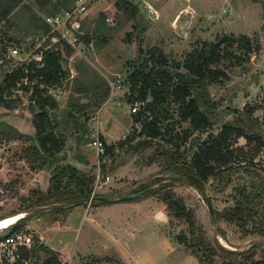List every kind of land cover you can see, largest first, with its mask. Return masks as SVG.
Listing matches in <instances>:
<instances>
[{
  "label": "rangeland",
  "instance_id": "1",
  "mask_svg": "<svg viewBox=\"0 0 264 264\" xmlns=\"http://www.w3.org/2000/svg\"><path fill=\"white\" fill-rule=\"evenodd\" d=\"M116 1L102 0L95 4L81 21L83 33L92 42L87 60L75 55L73 50L69 55L63 51V68L68 74L70 70H75V75H69L60 86L49 92L57 103L55 109L49 110V114L64 141V148L57 158L61 165L73 166L93 175L100 165L103 176L110 178L97 191L100 196L117 198L132 191L138 192L154 179H162L155 186L172 182V191L194 213L196 225L204 230L206 239L212 242L216 239L222 247L232 251L249 248L258 238L243 237L240 228L227 223L220 215L234 206L236 187L245 182L246 174H234L228 185L218 177H212L205 185L204 194L183 180H167L172 177L166 168L167 157H159L157 153L174 151V144L167 142L170 140L169 131L164 134V140L157 139L140 151L133 147L144 136L138 135L142 124L133 122L130 103L127 101V79L134 70L133 64L145 58L149 49L158 48L171 62L182 63L194 48L205 41L214 42L223 35L248 36L260 44V50L251 54L240 66H232L233 61H226L224 67L229 79L209 87L210 98L217 104L216 112L221 114L220 121L209 132L216 134L221 124L233 120L234 114L243 111L246 106L256 107L253 117L264 130V0H159L156 7L161 17L152 22L145 19V10L139 0H132L139 8L132 19L115 7ZM60 4V1L51 0V3L40 8L38 0H26L10 15L8 21L0 23V53L4 46L6 51L4 59L0 61V83L6 71L22 64L21 60L30 61L35 50L44 46V35L31 24L33 15L42 20L51 12L62 11ZM185 22L186 28L182 30L181 26ZM9 38L18 43L8 41ZM13 48L19 51L15 57L10 53ZM106 90L108 96L101 103L100 98ZM27 96L22 91L13 93V99L21 100V105L14 111L0 106V220L15 213H36L22 222L17 231L30 233L33 241L40 233L46 241L52 240L48 243L51 247L56 246L54 240L61 244L67 242L65 260L71 252L75 257L65 264H85L92 259L106 260L112 264H202L176 240L181 231L187 232V225L182 220H170L167 216L166 225L163 219L165 206L155 196L148 201H145L148 198H137L143 203L142 212L145 216L141 217L138 211L132 214L131 220L136 225L132 234L124 240L121 232L118 244L112 246H109L110 242L105 236L97 238V233L90 231L95 228L86 219L87 213L89 211L92 216L97 204L81 205L60 213H51L31 205L34 192L47 191L52 173L47 169H31L32 165L22 157V149L28 143L19 135L34 134V114ZM165 108L175 118L173 108ZM229 108L234 112L227 113L225 109ZM174 118L165 119L163 126L167 124V128H170ZM188 126L187 123L175 125L174 134L182 136L181 131ZM13 131L17 134L14 135ZM95 131H99L100 139L105 144L114 146L113 153L102 159L90 146ZM207 135L194 132L185 143L177 142L187 161ZM128 136H134L132 143L122 145ZM233 146L248 149L249 145L240 138ZM254 163L256 170L264 173V149L255 157ZM204 197L214 212V226ZM137 199L131 202H137ZM77 210L83 213L86 210V214L75 215L70 219L69 225L75 230L65 238L61 237L57 224L63 223L65 215ZM113 215L119 217L120 213L115 212ZM52 224L56 226L52 228ZM112 227L109 226L110 229ZM3 232L1 230L0 234ZM38 242L43 244L39 238ZM123 247H128L131 253H125ZM79 257L82 260L79 261ZM0 264L6 263L3 260Z\"/></svg>",
  "mask_w": 264,
  "mask_h": 264
},
{
  "label": "trees",
  "instance_id": "2",
  "mask_svg": "<svg viewBox=\"0 0 264 264\" xmlns=\"http://www.w3.org/2000/svg\"><path fill=\"white\" fill-rule=\"evenodd\" d=\"M25 1L0 0V23L8 21L10 15ZM59 1L61 9H70L74 5V0H57V3ZM49 3L51 0H38L40 8ZM115 7L128 19L134 18L139 9L132 0H117ZM31 24L40 30L42 35L49 32L44 18L41 20L35 14ZM82 38L85 41L90 40L87 35ZM129 38L128 35V41ZM8 41L18 43L13 38H9ZM44 46L34 52V55L41 56L40 61L31 59L4 73L0 83V106L14 111L21 105V100L13 99V93L22 91L24 96L28 95L27 100L34 114L32 120L34 134L19 135L28 143L27 147L22 149V157L32 165L31 169H47L52 173L47 191L34 192L31 205L41 209L51 208V213H60L62 211L56 209L58 206H69L78 202L87 205L85 201L90 198L94 175L81 172L73 166L61 165L57 158L64 148V141L49 114V110L57 106L56 100L49 92L68 79L69 74L62 65L65 60L63 51H66L67 55L72 51L61 43L49 48ZM259 50L260 44L245 35H223L214 42L205 41L194 48L182 63L171 62L160 49L153 48L147 51L145 58L138 64H133L134 70L127 79L128 103L145 102L144 110L133 115V122L142 124L138 135L144 136L133 146L137 151L157 139L164 140V134L169 131L170 140L167 142L174 144L175 149L171 153L160 151L157 153L158 156L167 157L166 168L172 177H178L202 194L206 183L212 177H218L228 185L233 175L238 172L247 176L245 182L236 187L234 206L220 214L227 223L240 228L243 237L258 238V241L243 251L228 250L216 239L213 242L206 239L204 230L196 225L194 213L187 209L183 200L172 191L170 187L172 182L155 186L162 182V179H154L140 190L146 192L138 199L157 197L164 204L170 220L172 218L182 220L187 225V232L181 231L176 240L202 264H264V173L256 170L254 163L255 157L264 149V130L253 117L256 107L246 106L243 111L234 114L233 120L221 124L216 134L209 132L220 121L221 116L220 112H216L217 104L210 98V85L222 84L229 79L224 67L226 61H233L232 66H240L251 54ZM5 52L4 46L0 53V61L4 59ZM107 96L108 90L104 91L100 102L103 103ZM166 106L173 108L175 118L168 113ZM225 111L234 112L231 108ZM169 118L174 120L171 122L172 126L167 128V124L163 126V122ZM183 123L189 126L181 131L182 136L174 134V126ZM162 127L165 128L164 131ZM13 132L14 135L17 134ZM194 132L208 135L196 146V150L187 161L177 142L185 143ZM240 138L249 145L248 149L233 146ZM132 139L134 136H128L121 144L132 143ZM103 144L105 156L111 155L114 146L104 142ZM130 146L132 145H128ZM101 172L103 173L102 167ZM95 198L91 204H106ZM22 224L17 225L14 231L19 230ZM38 243V238L35 237L30 249L20 248L19 258L14 264H20L21 258L30 260L31 264H63L57 252ZM85 264L112 263L92 259Z\"/></svg>",
  "mask_w": 264,
  "mask_h": 264
},
{
  "label": "built area",
  "instance_id": "3",
  "mask_svg": "<svg viewBox=\"0 0 264 264\" xmlns=\"http://www.w3.org/2000/svg\"><path fill=\"white\" fill-rule=\"evenodd\" d=\"M102 0H74V5L70 9H63L58 13L47 15L44 17V22L49 27V32L44 35L43 42L46 45L44 48H49L56 44L61 43L62 46H68L76 54L81 56L83 59L87 60L90 57V49L92 42L85 41L82 37L85 34L81 28V21H83L89 14L92 7L101 2ZM142 4L146 19L149 22L156 21L160 19L161 14L158 10L159 0H139ZM188 2L189 0H184ZM179 17V16H178ZM178 19V18H177ZM13 57L17 56L19 51L17 48L10 50ZM74 55V56H75ZM33 60L40 61L41 56H32ZM26 62V60H21ZM70 77L75 75V70H70ZM145 108V102L135 101L130 104L131 114H138ZM96 134L93 140L90 142V146L96 150L97 157L101 159L105 157V146L100 139L99 131H95ZM110 178L108 176H103L101 172V167L98 165L96 168V173L94 174V180L91 185V195L88 199L87 205H89L92 200L97 197L98 190L102 188ZM33 245V238L30 233L23 231H14L7 237L0 240V263L3 260L6 264H14L18 260V250L20 248L30 249ZM20 264H30V260L19 259Z\"/></svg>",
  "mask_w": 264,
  "mask_h": 264
},
{
  "label": "crops",
  "instance_id": "4",
  "mask_svg": "<svg viewBox=\"0 0 264 264\" xmlns=\"http://www.w3.org/2000/svg\"><path fill=\"white\" fill-rule=\"evenodd\" d=\"M112 198H115V197H112ZM150 199L151 198H148L145 201H148ZM95 208H96L95 213L92 214V216L89 214V211L87 213L88 216L86 215L87 216L86 219L89 220V222L91 223V226L95 228V229H91L90 231L92 233L95 232V234L97 233V238L100 236H105L106 239L110 242L109 246L118 244V241L120 240L118 239V237L121 232H123L124 240L130 237V234H132L133 229L136 227V225L133 224V221L131 220V218L133 215L137 213V211L141 217L145 216L144 213L142 212V209H144L143 203L141 201L139 202V200L137 202L128 201V202H119V203L99 204ZM85 212L86 210H84V213L81 210H77L76 212H70L68 216L65 215L63 223L57 224L59 228L58 233L61 235V237L63 236L65 238L66 236L70 234L71 231L75 230L74 227L71 228L69 225L70 219H73L75 215L77 216L85 215L86 214ZM115 212H118V214L120 213L119 217H113L114 216L113 214ZM106 214H110L111 217H109L108 215L105 216ZM166 216L167 215L165 214V218L163 219H164L165 224L167 225ZM50 226L53 228V226H56V225L52 224ZM109 226H113L112 229H110ZM38 238L45 246L49 247L51 250L59 254V258L63 264H65V262L67 263L69 260H73V258L75 257L72 255L73 252H71L68 256V259L65 260L64 256L66 254L67 246L69 245L67 242L61 244V243H56V241L54 240V244L56 246L51 247L49 246L48 243H50V241L52 240L48 239V241H46V238L44 237V235L40 233L38 234ZM123 248L124 249L122 250L125 253L127 254L131 253L128 247L126 248L123 247ZM81 257L78 258L79 261L82 260Z\"/></svg>",
  "mask_w": 264,
  "mask_h": 264
},
{
  "label": "water",
  "instance_id": "5",
  "mask_svg": "<svg viewBox=\"0 0 264 264\" xmlns=\"http://www.w3.org/2000/svg\"><path fill=\"white\" fill-rule=\"evenodd\" d=\"M181 28H182V30H184L186 28V22L181 26ZM166 179L167 180H176L178 178L177 177H168ZM145 192H146V190H143V191H139L136 193L125 194V195H122V196L117 197V198H112L110 196H98L95 199L97 201H100V202L119 203V202H126V201H131V200L137 199V198L141 197L142 195H144ZM203 200L207 204V208H208V211H209V214L211 217L212 226H214L215 225L214 212L211 208V205H210L208 199L206 197H204ZM85 202H88V201H85ZM81 205H82V202H78V203H75V204H72L69 206H58L56 209L59 211H65V210L73 209V208L81 206ZM47 210L50 211L52 209L48 208ZM35 214L36 213L24 214V215L20 216L19 218H17V220L13 224H11L6 231H4L3 233L0 234V240L7 237L8 235H10L12 232H14L17 225H19L20 223L27 221L28 219L34 217ZM13 216H15V215H13Z\"/></svg>",
  "mask_w": 264,
  "mask_h": 264
},
{
  "label": "bare ground",
  "instance_id": "6",
  "mask_svg": "<svg viewBox=\"0 0 264 264\" xmlns=\"http://www.w3.org/2000/svg\"><path fill=\"white\" fill-rule=\"evenodd\" d=\"M22 215L23 214H18L15 216H11V217L1 219L0 220V231L4 230L5 228H8L11 224H13L17 220V218H19Z\"/></svg>",
  "mask_w": 264,
  "mask_h": 264
}]
</instances>
